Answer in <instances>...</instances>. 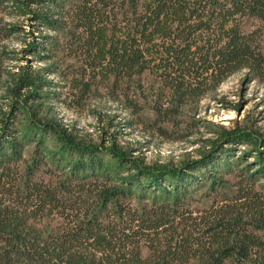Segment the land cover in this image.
<instances>
[{"label": "trees", "instance_id": "trees-1", "mask_svg": "<svg viewBox=\"0 0 264 264\" xmlns=\"http://www.w3.org/2000/svg\"><path fill=\"white\" fill-rule=\"evenodd\" d=\"M30 1L67 39L78 64L67 78L81 99L104 87L136 116L132 85L150 76L169 93L153 108L165 122L236 72L264 82V0ZM11 6L24 11L0 0ZM252 20L260 25L246 31ZM45 83L21 75L16 92ZM47 128L58 141L50 159L34 140L21 168L22 145L0 136V264H264V193L250 185L263 164L235 181L216 157L154 168L117 145L76 146Z\"/></svg>", "mask_w": 264, "mask_h": 264}, {"label": "rangeland", "instance_id": "rangeland-1", "mask_svg": "<svg viewBox=\"0 0 264 264\" xmlns=\"http://www.w3.org/2000/svg\"><path fill=\"white\" fill-rule=\"evenodd\" d=\"M17 1L24 4L23 12L13 6L0 8V136L10 134L22 145L20 168L23 161L33 162L34 140L43 142L41 156L50 159L58 141L48 126L68 135L76 146L109 149L117 145L154 168H181L216 157L224 175L235 181L236 172L248 168L246 172L252 174L264 165V82L245 70L236 72L165 122L157 119L153 108L158 98L169 93L162 92L160 83L150 76L132 85L141 109L136 116L126 112L104 87L81 99L67 78L78 65L70 57L67 39L35 18L38 5ZM259 25L252 20L244 28L251 31ZM21 75H34L46 83L40 92L27 87L18 93ZM26 133L31 138L25 140ZM241 134L247 139L238 140ZM64 167L69 170L70 164ZM42 169L40 177L49 168ZM43 176L47 179L49 174ZM257 177L250 185L264 193V175Z\"/></svg>", "mask_w": 264, "mask_h": 264}]
</instances>
